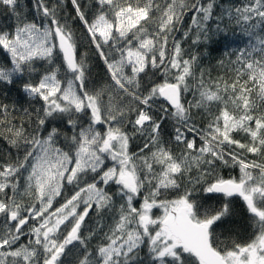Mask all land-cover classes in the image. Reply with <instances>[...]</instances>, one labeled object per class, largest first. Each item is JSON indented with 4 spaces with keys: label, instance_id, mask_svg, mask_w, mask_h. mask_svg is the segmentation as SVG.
Returning a JSON list of instances; mask_svg holds the SVG:
<instances>
[{
    "label": "snow or ice",
    "instance_id": "6c2138e0",
    "mask_svg": "<svg viewBox=\"0 0 264 264\" xmlns=\"http://www.w3.org/2000/svg\"><path fill=\"white\" fill-rule=\"evenodd\" d=\"M216 8L0 0V264H264V0Z\"/></svg>",
    "mask_w": 264,
    "mask_h": 264
},
{
    "label": "trees",
    "instance_id": "16d2710c",
    "mask_svg": "<svg viewBox=\"0 0 264 264\" xmlns=\"http://www.w3.org/2000/svg\"><path fill=\"white\" fill-rule=\"evenodd\" d=\"M243 2V0H217V8L215 10L216 14H220V6L223 7H232L235 5H239ZM24 4L28 5V0H24ZM30 6V5H29ZM0 22L8 23L10 22L8 17L3 13H0ZM211 23V22H210ZM227 25V30L229 32V36L226 38L224 36H214L212 41L200 48H193L192 51H198L202 56V63L205 67H210L213 69L212 76L216 78L218 76H223L225 79H230L234 73L228 71L225 74L224 70L217 67V62L221 59L225 60L227 65L228 54H231L232 59H235V50L241 47L244 43V40L241 36L236 35L233 36L232 33H239V28L235 25L234 21H228L227 19L224 22ZM191 24V13H189L184 18L183 27L186 29ZM213 29L215 28V24L212 23ZM223 27V25H222ZM179 37V34H177ZM190 42H186L184 44L185 48L189 47ZM94 75L97 79H99L103 75L102 68H94ZM16 92L14 91L9 97V101L16 97ZM7 102V101H6ZM0 148H7V144L0 140ZM89 224L92 223L91 220L88 221Z\"/></svg>",
    "mask_w": 264,
    "mask_h": 264
}]
</instances>
